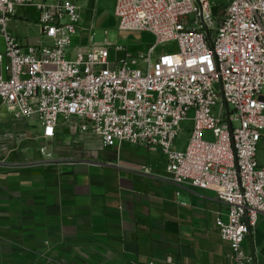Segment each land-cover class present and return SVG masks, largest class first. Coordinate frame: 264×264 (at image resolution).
Listing matches in <instances>:
<instances>
[{
    "label": "built area",
    "instance_id": "built-area-1",
    "mask_svg": "<svg viewBox=\"0 0 264 264\" xmlns=\"http://www.w3.org/2000/svg\"><path fill=\"white\" fill-rule=\"evenodd\" d=\"M26 9L38 13L34 43L10 28ZM115 15L121 31L153 37L147 52L79 46L72 0H0L1 104L36 118L44 140L73 120L107 147L158 149L171 183L227 206L216 219L227 257L257 264L243 244L264 216V0H116Z\"/></svg>",
    "mask_w": 264,
    "mask_h": 264
},
{
    "label": "crops",
    "instance_id": "crops-1",
    "mask_svg": "<svg viewBox=\"0 0 264 264\" xmlns=\"http://www.w3.org/2000/svg\"><path fill=\"white\" fill-rule=\"evenodd\" d=\"M72 1L82 17L75 42L86 47L99 2ZM22 13L37 22L35 9ZM19 36L34 43L39 30ZM72 123L60 120L44 140L36 118L15 119L0 102V264H235L217 193L171 183L156 148L107 147ZM243 250L264 264V216Z\"/></svg>",
    "mask_w": 264,
    "mask_h": 264
},
{
    "label": "rangeland",
    "instance_id": "rangeland-1",
    "mask_svg": "<svg viewBox=\"0 0 264 264\" xmlns=\"http://www.w3.org/2000/svg\"><path fill=\"white\" fill-rule=\"evenodd\" d=\"M214 1L221 2L222 0ZM98 2V18L96 19L95 17V21H93V28L87 29L86 36H88V40H90V43H108L110 46L118 45L124 46L129 50L136 48L142 52H147V50L153 45V37L149 33L142 31H121L119 29V18L115 15V0H98ZM30 25L33 27H29ZM30 25L27 28L20 22L16 23V25L11 23L10 28L16 34H27L32 38L38 32L39 27L35 22ZM1 44L2 43L0 42V47L2 46ZM161 52L162 47L157 50L158 54H160ZM261 92L264 95V87L262 88ZM187 126L189 127L183 129V132L178 139V142L183 144L184 146L188 141L189 129L191 127V124H187ZM262 153H264V149L262 150Z\"/></svg>",
    "mask_w": 264,
    "mask_h": 264
}]
</instances>
